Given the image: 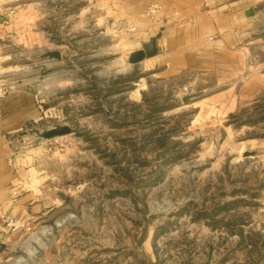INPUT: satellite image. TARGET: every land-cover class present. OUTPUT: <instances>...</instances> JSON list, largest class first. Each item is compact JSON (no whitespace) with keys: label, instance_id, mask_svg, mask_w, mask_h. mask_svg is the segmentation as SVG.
<instances>
[{"label":"rangeland","instance_id":"1","mask_svg":"<svg viewBox=\"0 0 264 264\" xmlns=\"http://www.w3.org/2000/svg\"><path fill=\"white\" fill-rule=\"evenodd\" d=\"M115 34L0 42V104L36 111L6 140L44 177L41 218L0 220V264H264V98L199 119L210 85L144 74Z\"/></svg>","mask_w":264,"mask_h":264},{"label":"crops","instance_id":"2","mask_svg":"<svg viewBox=\"0 0 264 264\" xmlns=\"http://www.w3.org/2000/svg\"><path fill=\"white\" fill-rule=\"evenodd\" d=\"M148 5L159 7L153 21L144 15ZM89 30L98 38L110 30L119 39L129 35L128 57L155 39L156 55L133 67L155 78L185 74L210 85L199 91L208 95L192 104L199 119L208 115L216 121L215 111L217 116L227 111L229 118L264 98V0H0V42L13 34L20 46L30 37L33 46H54L55 31L83 38ZM81 40L87 45L88 38ZM49 52L57 51L46 50L40 60ZM238 102L245 106L237 108ZM34 111L27 112L14 96L0 104V220L42 216L33 217L44 207L43 170L36 159L15 154L6 140Z\"/></svg>","mask_w":264,"mask_h":264},{"label":"water","instance_id":"3","mask_svg":"<svg viewBox=\"0 0 264 264\" xmlns=\"http://www.w3.org/2000/svg\"><path fill=\"white\" fill-rule=\"evenodd\" d=\"M235 1V0H232ZM156 55V43L155 39L150 40L146 44H143L141 49L133 52L128 57V64L129 65H137L141 63L145 59H149ZM42 59L45 60H60V54L58 52H49L42 56ZM191 97L184 98L182 102H186L190 100ZM70 134V129L67 127H56L51 130L45 131L42 134H40V138L43 140H49L56 137H61ZM252 154L245 153L243 154V157H250Z\"/></svg>","mask_w":264,"mask_h":264},{"label":"built area","instance_id":"4","mask_svg":"<svg viewBox=\"0 0 264 264\" xmlns=\"http://www.w3.org/2000/svg\"><path fill=\"white\" fill-rule=\"evenodd\" d=\"M158 11L159 7L157 5H148L145 9V16L149 21H153ZM0 94L3 95L1 89Z\"/></svg>","mask_w":264,"mask_h":264},{"label":"trees","instance_id":"5","mask_svg":"<svg viewBox=\"0 0 264 264\" xmlns=\"http://www.w3.org/2000/svg\"><path fill=\"white\" fill-rule=\"evenodd\" d=\"M232 118H233V116L230 117V119H232Z\"/></svg>","mask_w":264,"mask_h":264}]
</instances>
